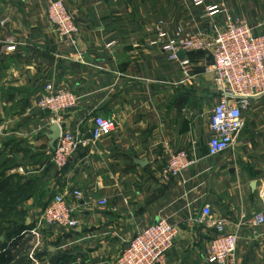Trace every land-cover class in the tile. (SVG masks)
I'll use <instances>...</instances> for the list:
<instances>
[{"label":"crops","instance_id":"1","mask_svg":"<svg viewBox=\"0 0 264 264\" xmlns=\"http://www.w3.org/2000/svg\"><path fill=\"white\" fill-rule=\"evenodd\" d=\"M48 1L0 0V21L8 20L0 25V151L16 162L34 153L50 158L44 137L49 128L42 129L49 114L32 107L49 79L80 97L75 109L61 114L63 130L85 133L95 115L115 122L112 134L79 150L65 168L35 162L21 173L41 189H53L51 196L63 193L71 199L74 190L82 193L78 227L63 229V238L51 236L55 244L46 250L52 261L105 264L139 229L163 218L177 229L165 264H205L214 230L198 219L208 205L213 219H226L238 237L236 264H264V225L248 223L251 215L264 213V95L244 114L236 146L210 157L208 123L217 94L205 68L212 57L183 54L180 58L189 61L184 74L152 44L156 34L147 31L162 21L169 31L212 36L223 16L203 17V8L192 0H64L79 28L67 46L46 20ZM214 4L242 17L256 34L264 32V0H207ZM8 38L15 51L7 52ZM77 51L84 52L82 60ZM181 151L197 163L163 180L161 169ZM101 200L106 206H99ZM35 215L25 217L27 227ZM76 239L83 241L60 251ZM75 251L85 255L72 256Z\"/></svg>","mask_w":264,"mask_h":264},{"label":"built area","instance_id":"2","mask_svg":"<svg viewBox=\"0 0 264 264\" xmlns=\"http://www.w3.org/2000/svg\"><path fill=\"white\" fill-rule=\"evenodd\" d=\"M192 3L195 7L203 8L205 18L223 16V24L214 28L212 36L205 32L188 34L181 28L169 31L162 21L149 27L147 31L156 34V40L152 44L165 53L170 62H177L184 74H188L189 61L186 58L181 59L180 52H202L212 57L213 63L205 71L213 76L217 99L208 123L211 135L207 150L210 157H217L236 146L237 138L244 127V114L249 111L253 101L264 95V32L256 34L246 20L232 16L222 4L207 5V0H192ZM46 20L61 44H73L79 28L64 0L48 1ZM7 21H0V25ZM5 43L8 45L7 52L15 51L12 38L5 40ZM77 52L78 60H82L84 52ZM79 100L80 97L66 85L49 79L43 84L32 104L33 109L49 114L42 129L47 130L54 124L60 128L59 140L49 158L51 166L58 170L65 168L79 150L109 136L115 128L114 120L95 115L91 127L85 133L63 130L60 126L61 114L75 109ZM196 163L195 157H190L188 152H178L161 169V177L166 181L176 178ZM17 171L24 173L22 167H18ZM71 195L72 198L69 199L63 193L53 194L43 210L30 220L31 228L24 230L20 237L38 241L41 233L50 227L75 230L79 225L75 216L82 193L74 190ZM260 200L264 209V191ZM106 203V200L98 202L100 207L106 206ZM198 222L205 223L214 230V235L204 250V263L236 264L238 237L229 230V222L226 219L214 220L208 205L202 206ZM248 223L254 228L264 225V213L251 215ZM176 237V227L168 220L159 218L139 229L124 244L118 256L105 264H165ZM82 241L83 239H76L59 249L66 251ZM32 254L31 252L29 257L34 264H49L38 262L32 258ZM63 264H77V261L66 260Z\"/></svg>","mask_w":264,"mask_h":264},{"label":"rangeland","instance_id":"3","mask_svg":"<svg viewBox=\"0 0 264 264\" xmlns=\"http://www.w3.org/2000/svg\"><path fill=\"white\" fill-rule=\"evenodd\" d=\"M8 114V112L4 114L5 120ZM7 130L9 131L10 128ZM11 147H13V144ZM235 149H237V147ZM35 154L36 153L28 156L25 155L26 159L23 158V161L16 162L14 158L11 159L8 157L9 154L5 156L3 152L0 151V258L3 253L7 254L11 250L13 251L12 247L15 242H20V247L31 248L29 255L31 252L34 253L33 249H38L40 253H45L43 255L45 259L38 262L55 264L50 256L51 252H47L46 248L47 246L55 244L54 242L56 239L52 240L51 237L54 233L61 238L65 236V231H63V229L57 227L47 228L41 233L38 241H36V239H22L19 237L18 233H16L21 225H25V217L30 212L38 214L39 211L43 210L45 203L51 196V192H54V190L50 188H48L47 191L41 189L42 187L37 186L33 178L30 179L25 177L27 174L22 176L21 172L17 171V168L22 166L23 172H26L32 169L31 164L33 163H39L40 165L46 164V167H51L49 158L37 157V154ZM18 250L19 246L16 247L15 252ZM32 264H34L33 261ZM57 264L61 263L59 262Z\"/></svg>","mask_w":264,"mask_h":264},{"label":"trees","instance_id":"4","mask_svg":"<svg viewBox=\"0 0 264 264\" xmlns=\"http://www.w3.org/2000/svg\"><path fill=\"white\" fill-rule=\"evenodd\" d=\"M5 186V184H4ZM1 200V198H0ZM4 201V200H2ZM45 206V205H44ZM31 228L30 226H26V225H21L19 230L16 231V233L20 234V232H22L23 230H27ZM20 242H15V244L13 245L12 249L10 252L3 253L1 258H0V263H5V264H32V260L29 258V253L31 248L30 247H23L19 245ZM19 246V250L17 252H15L16 247ZM33 258L35 260H41L43 255L45 254L44 252H39L38 249H35L33 251Z\"/></svg>","mask_w":264,"mask_h":264},{"label":"water","instance_id":"5","mask_svg":"<svg viewBox=\"0 0 264 264\" xmlns=\"http://www.w3.org/2000/svg\"><path fill=\"white\" fill-rule=\"evenodd\" d=\"M182 55H183V53L180 52L179 57H182ZM59 136H60V128L57 124L51 125L49 127L48 133L44 134V137L48 140V147L52 151L55 150V145H56L57 141L59 140ZM134 162L140 166H144L147 164L146 161L140 162L138 160H135ZM27 224H28V222H27ZM78 254L85 255V252L75 251L72 253V256H77Z\"/></svg>","mask_w":264,"mask_h":264}]
</instances>
